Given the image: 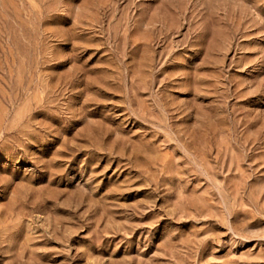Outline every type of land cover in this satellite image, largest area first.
<instances>
[{
  "label": "rangeland",
  "instance_id": "obj_1",
  "mask_svg": "<svg viewBox=\"0 0 264 264\" xmlns=\"http://www.w3.org/2000/svg\"><path fill=\"white\" fill-rule=\"evenodd\" d=\"M0 264H264V0H0Z\"/></svg>",
  "mask_w": 264,
  "mask_h": 264
}]
</instances>
